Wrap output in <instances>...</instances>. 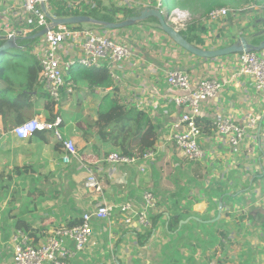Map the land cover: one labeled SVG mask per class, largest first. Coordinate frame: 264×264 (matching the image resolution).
<instances>
[{"label": "crops", "instance_id": "1", "mask_svg": "<svg viewBox=\"0 0 264 264\" xmlns=\"http://www.w3.org/2000/svg\"><path fill=\"white\" fill-rule=\"evenodd\" d=\"M57 6H63L68 14L58 15ZM147 6H155V1L52 0L47 11L56 17L89 15L118 22L133 15L136 8ZM175 11L182 16L191 13L183 8ZM0 22L28 30V34L39 31L22 8V0H0ZM174 22L179 29L182 23ZM193 23L203 25L205 31L198 27L187 30ZM158 24L157 18L150 17L120 29H103L96 22L67 25L73 30L91 29L112 36L126 45L132 56L121 63L103 65L116 74H111L113 86L106 88L75 82L70 69H65L67 80L76 85L69 95L89 106L92 122L100 110H108L116 101L148 113L158 131L154 147L147 149L153 150V158L132 165L110 162L108 155L121 149L100 140L87 121L85 127L80 122L77 128L72 127L76 120L68 127L60 107L64 100L56 105L54 114L63 121L59 126L63 138L72 139L77 147V154L69 161L64 158L63 141L53 131H37L20 139L13 133L20 124L14 115H9L7 122L0 115V264H14L12 237L18 231L37 246L54 229L79 223L83 213L99 205L133 202L141 208L147 190L158 199L150 212V226L125 224L115 207L110 220L92 222L93 236L85 249L71 258V264H209L212 259L222 264H264V95L255 89L250 76L239 73L240 54L198 57L181 49ZM179 30L188 31L191 43L204 49L232 44L241 38L242 31L249 32L245 35L250 43L257 39L254 44H258L264 35L254 40L249 36L264 30V9L250 6L211 24L196 16ZM81 41L82 37L67 39L64 56L79 58ZM42 42L40 37L31 45L35 53ZM257 53L264 56V50ZM171 70L187 72L193 88L204 78H217L224 85L216 97L202 102L199 144L206 156L200 161L187 159L171 140L173 132L181 129L176 124L188 111L174 101L183 92L167 83ZM45 94L41 86L30 114L23 113L24 121L35 117L47 120L49 97ZM64 95H68L66 90ZM247 113L260 119L247 131L239 149L231 148L217 134L214 122L232 116L244 125ZM91 173L97 177L100 190L86 187Z\"/></svg>", "mask_w": 264, "mask_h": 264}, {"label": "built area", "instance_id": "2", "mask_svg": "<svg viewBox=\"0 0 264 264\" xmlns=\"http://www.w3.org/2000/svg\"><path fill=\"white\" fill-rule=\"evenodd\" d=\"M158 7L163 6V0H154ZM52 0H22V8L31 16L32 22L38 30L49 27L50 20L46 15ZM74 5V4H73ZM96 6V5H94ZM255 8L256 6H251ZM264 9V6H261ZM240 10L227 7L212 9L204 19L208 23H214L226 18L231 13ZM170 20L183 23L185 16L174 10L170 13ZM175 23V22H174ZM186 28V25H181ZM28 30H18L9 23L0 22V37L8 39L12 36H25ZM43 42L39 46L36 55L40 63L39 81L45 89L50 100L59 105L63 99V91L68 94L74 92L76 85L66 78V70L79 64L85 68H101L104 64L121 63L132 56L131 50L124 44L113 39L112 36L100 34L91 29L73 30L67 25H58L48 28L42 36ZM82 37L79 43L81 56L79 58H66L64 56L63 44L67 39ZM226 40V38H222ZM34 52V49H33ZM238 71L240 74L250 76L253 85L258 92L264 95V56L258 55L257 51L239 53ZM116 77L114 71H110ZM167 83L180 91L182 95L175 97L174 101L178 106L186 108L171 140L184 153L190 161H200L205 158V150L199 144V137L202 134L196 118L201 113L202 102L216 97L223 89V83L217 78L201 79L196 86L192 87L190 75L182 70H171L167 74ZM264 106V102H263ZM259 115L247 113L244 125L239 124L232 116H223L214 122L215 130L231 148L239 149L249 129H254ZM60 116L54 122L38 117L28 119L13 129V133L20 139H28L37 131H53L57 139L63 141L66 155L65 161L70 160L71 155L77 154L76 144L72 139H64L59 126L62 124ZM184 125V126H183ZM153 150H147L143 155H127L122 152H112L107 159L116 164H137L143 158H153ZM86 187L100 190V184L94 174H90L85 182ZM143 206L135 207L133 202H125L118 206L102 204L91 211L83 213L79 223L75 225H64L53 230L46 241L40 245H34L30 237L18 231L12 237L13 261L14 264H71L72 257L83 251L93 236L92 222L94 220H110L114 208L117 207L123 217L125 224L138 223L144 227L151 225L150 212L157 206V196L147 190L143 193ZM73 243V246H69ZM209 264H222L218 259H212Z\"/></svg>", "mask_w": 264, "mask_h": 264}, {"label": "trees", "instance_id": "3", "mask_svg": "<svg viewBox=\"0 0 264 264\" xmlns=\"http://www.w3.org/2000/svg\"><path fill=\"white\" fill-rule=\"evenodd\" d=\"M262 1V0H259ZM256 0H172L173 9L183 8L193 13L202 12L203 15L215 8L235 5H252ZM58 15H67L63 6H57ZM171 9V10H173ZM198 22L200 21L197 20ZM35 24V23H34ZM32 23L31 27L34 25ZM190 24L189 31L197 29L196 23ZM72 27V26H70ZM78 27V26H75ZM205 31L203 25L198 27ZM37 31L34 30L28 35ZM188 32V31H187ZM187 32L181 33L190 41ZM21 36L17 40V46L0 51V115L7 122L9 115H14L16 123L25 120L23 112L35 106L34 96L41 95L39 73L41 70L38 56L33 52V45L37 39L32 40L27 36ZM5 43L0 39V47ZM71 79L75 82H84L93 87L113 86V78L109 70L102 68H85L74 65L70 67ZM47 97V95L45 94ZM43 98V97H42ZM45 109L49 112L47 121L54 122L57 114H54L55 102L46 101ZM199 117L196 118L200 123ZM62 126V124H61ZM60 126V127H61ZM89 128L97 130L98 138L104 142H111L118 146L122 153L127 155H143L145 150L154 147L158 131L154 121L145 111L122 104L118 101L112 104L108 110H100L94 122L88 124Z\"/></svg>", "mask_w": 264, "mask_h": 264}, {"label": "water", "instance_id": "4", "mask_svg": "<svg viewBox=\"0 0 264 264\" xmlns=\"http://www.w3.org/2000/svg\"><path fill=\"white\" fill-rule=\"evenodd\" d=\"M171 10L167 9V6L163 2L162 7L158 6H147L142 8H136V10L132 13L133 15L126 17L122 21L118 22H110L95 19L89 15H71L66 17H56V15H52L48 11H46V15L48 19L51 21L49 27H44L38 32L28 35L29 39L35 40L42 37L48 28L57 27L58 25H71L77 23H87V22H96L100 23L103 26V29H120L134 25L139 21H144L150 17H155L159 21V27L162 31H164L168 37L177 44L181 49L187 51L188 53L194 54L198 57L205 59H214L221 56H228L232 54H239L242 52L249 51H263L264 50V38L258 44H252L246 37H241L236 40L234 43L229 44L224 47H220L217 49H204L195 44L191 43L179 29H177L173 24L167 21V15ZM264 35V30L259 32L257 36ZM19 37L12 36L8 39L5 37H0V39H4L5 43L0 47V51H4L10 49L12 47L17 46V40ZM228 39V38H226ZM223 203H220V207H222Z\"/></svg>", "mask_w": 264, "mask_h": 264}, {"label": "rangeland", "instance_id": "5", "mask_svg": "<svg viewBox=\"0 0 264 264\" xmlns=\"http://www.w3.org/2000/svg\"><path fill=\"white\" fill-rule=\"evenodd\" d=\"M256 1L257 2H255L252 5H249V4L235 5L234 3H229V4H227L228 6H223V7H227V8H231V9H237V10H243V9H248L250 6H256V7L264 6V0H262V1L256 0ZM163 2L167 6V9H169V10L173 9L172 0H163ZM173 10H175V9H173ZM173 10H171L170 13ZM170 13L166 17H167V21L172 24V20H170V16H169ZM196 16L202 17L204 19L206 18V15H203L202 12H199V13L191 12L190 15L189 14H185V18L183 19V23L181 25H187L188 23H192L193 20L196 19ZM181 25H179L177 27L180 29ZM158 26H159V24L157 25V27ZM248 33L249 32L245 33V31H242L240 33V36L241 37H246L245 34H248ZM256 37H258V36L253 34L252 36H249V39L250 40H254ZM257 41L258 40L256 39L254 41V43H256ZM251 43L254 44L253 42H251ZM107 69L109 70V68H107ZM109 72H110V70H109ZM110 74H111V72H110ZM81 89H82V91L89 92V91H87V90H85L83 88H81ZM62 100H64V102L62 103V101H61L62 104L60 103L61 105L60 104L59 105H60L61 109L63 110V113H64L63 116L66 119V124L68 125V127L72 126V122L71 121H74V120H76L74 125L72 126L74 128L78 127L77 126V122H80V124H82L84 127L87 125L86 121H87V123L92 122V119H93L92 112H91V110L89 109V106L86 103L83 104V102L81 100H78L77 102H75L73 100V97L71 95H69V94L66 95V96L64 95V98ZM50 101H52V100H50ZM55 107H57V106L55 105ZM32 109L33 108H30L29 110H25L23 112L24 115L30 114ZM58 109H59V107H58ZM58 112H59V110H58ZM59 113H61V111ZM11 125H12L11 123L7 124L8 127L12 128ZM170 169L171 168H169V170Z\"/></svg>", "mask_w": 264, "mask_h": 264}]
</instances>
